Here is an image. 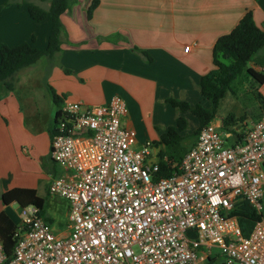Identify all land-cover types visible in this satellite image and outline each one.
<instances>
[{
    "label": "built area",
    "instance_id": "built-area-1",
    "mask_svg": "<svg viewBox=\"0 0 264 264\" xmlns=\"http://www.w3.org/2000/svg\"><path fill=\"white\" fill-rule=\"evenodd\" d=\"M127 114L118 96L62 105L48 195L68 202L67 235L54 234L35 206L19 207L11 254L0 239V264H264V223L244 238L231 216L240 201L263 211L264 114L233 128L239 140L211 122L169 177L158 176L152 145L137 147L121 126Z\"/></svg>",
    "mask_w": 264,
    "mask_h": 264
},
{
    "label": "crops",
    "instance_id": "crops-1",
    "mask_svg": "<svg viewBox=\"0 0 264 264\" xmlns=\"http://www.w3.org/2000/svg\"><path fill=\"white\" fill-rule=\"evenodd\" d=\"M6 1L0 0V4ZM31 1L45 10L49 6L48 2ZM98 1L89 21L85 11L90 0H76L61 17V50L47 78V85L62 99L60 105H54L49 95L45 105H33L30 89L15 85L0 100V213L10 219L14 229L20 217L16 223L8 209L16 203L5 206L2 195L18 188L35 191L42 200L48 195L51 179L59 175L50 157V131L64 103L99 106L118 96L128 110L121 126L135 132L137 147L152 144L169 128L157 113L161 105L170 106L168 99L207 105L199 83L213 68L211 53L217 39L230 33L247 11L256 26L264 28V0ZM50 31L49 20L32 21L25 4L0 12V46L13 48L33 38V47L44 49ZM248 66L263 73L264 50ZM257 90L264 99V83ZM17 91L25 96L21 101ZM250 104L256 105L255 101ZM228 105L238 106L235 114L230 113L235 119L244 115L234 96ZM263 114L249 116V126L247 117L242 122L244 129L251 128ZM215 119L212 123L221 127ZM152 149L158 156L159 147ZM260 216L264 223L263 211ZM203 264L221 261L212 257Z\"/></svg>",
    "mask_w": 264,
    "mask_h": 264
},
{
    "label": "trees",
    "instance_id": "trees-1",
    "mask_svg": "<svg viewBox=\"0 0 264 264\" xmlns=\"http://www.w3.org/2000/svg\"><path fill=\"white\" fill-rule=\"evenodd\" d=\"M48 2L47 10L34 4L31 0H8L0 4V12L11 5H27V12L32 21L42 22L49 20L51 25L50 35L47 45L44 49L33 47L34 39L30 43H22L16 47L10 48L6 45L0 46V100L5 93L14 90L15 75L27 68L35 66L40 59L45 58L50 66L53 65L55 56L61 50V35L64 27L61 17L71 8L76 0H37ZM99 5L98 0H90L87 5L85 16L89 21L96 8ZM264 50V28L256 26L252 13L247 11L239 20L237 25L230 33L217 39L212 48V70L200 79L199 93L203 100L209 102L208 108H203L200 104L190 106L187 102L175 99H168L170 106L180 114L192 113L197 120V129L193 133L197 136L199 131L210 124L216 117L220 102L224 99L227 92L236 94L233 83L244 74L250 79V91L253 101L258 105V110L246 111L244 115L235 119L234 115L229 114L222 120L221 130L231 132L239 140L235 128L237 122L246 121L247 117L253 116L254 112L264 111V99L258 93V87L264 83V72L258 73L249 68L251 59ZM149 62L151 58L142 52ZM46 91L54 105H60L62 99L59 98L54 90L46 85ZM246 95L241 98L244 101ZM250 103L251 101L248 100ZM243 105V104H242ZM251 105V104H250ZM56 116L54 123H56ZM187 122L185 118L178 117L175 126L169 127L158 139L151 145L156 148H162L158 153L159 159V177H169L177 171L182 159L189 149L183 146L184 137L182 134L186 131ZM53 128L50 131V137L53 135ZM2 203L5 206L16 203L19 207L35 206L43 217L44 201L36 196L35 191L28 189H13L2 195ZM238 221L242 236L247 238L251 233L254 224L261 221V216L245 202H238L232 213ZM47 221V220H46ZM14 224L4 214L0 213V239L5 252L9 255L12 252L13 241L12 232Z\"/></svg>",
    "mask_w": 264,
    "mask_h": 264
},
{
    "label": "rangeland",
    "instance_id": "rangeland-1",
    "mask_svg": "<svg viewBox=\"0 0 264 264\" xmlns=\"http://www.w3.org/2000/svg\"><path fill=\"white\" fill-rule=\"evenodd\" d=\"M52 66H50L45 58L40 59V61L30 68L24 69L18 72L14 77V85L18 89H30V98L33 105H45L48 101V94L45 90V86L47 85V78ZM55 71H57V66L54 67ZM57 84V83H56ZM62 84V83H61ZM250 79H248L244 74H242L234 83L233 88L236 91L235 95H232L230 92H227L224 99L220 102V105L217 110V117L215 122L220 121V125L222 120L230 113L235 114L236 105L230 107L228 102L231 97L234 96L239 102L242 112L245 113L247 110H258V105H250V101L254 102L252 99V95L249 94L250 88ZM18 98L24 99L25 96L20 92H15ZM245 96L244 101L241 98ZM207 105H201L203 108H208L210 105L207 101H204ZM243 104V105H242ZM195 106V105H190ZM157 113L160 116V119L166 124V128L174 126L175 120L177 116H180L177 110H173L169 105H161L160 108L157 109ZM237 115V114H236ZM187 122L186 131L182 134L184 137L183 146L189 149L192 144L196 141L197 136H194L193 133L197 129V120L192 115V113H186L183 115ZM246 124L250 125V118L248 117ZM245 128L242 123H238L235 126V129L238 131H242ZM221 130V127H219ZM156 130V129H155ZM162 132V130L160 131ZM159 134V133H157ZM159 137V135H158ZM159 139V138H158ZM141 146V145H140ZM162 148H159L157 152H159ZM152 151V150H151ZM44 200V209H43V217L46 222L49 223L52 231L57 236H66L67 235V226H68V202L64 198L61 197H52L49 195H43ZM264 207V202H263ZM9 215L11 218L17 223L19 222V206L17 204H13L8 209ZM264 213V208H263ZM136 252V249H134Z\"/></svg>",
    "mask_w": 264,
    "mask_h": 264
}]
</instances>
